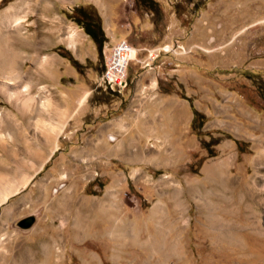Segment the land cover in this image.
Returning a JSON list of instances; mask_svg holds the SVG:
<instances>
[{"label":"rangeland","instance_id":"rangeland-1","mask_svg":"<svg viewBox=\"0 0 264 264\" xmlns=\"http://www.w3.org/2000/svg\"><path fill=\"white\" fill-rule=\"evenodd\" d=\"M12 4L23 27L0 44V197L27 185L0 203V264H264V0H1L0 15ZM121 39L136 48L129 72L154 65L147 77L181 98V144L139 137L140 102L120 115L145 85L102 81ZM14 45L19 98L5 91Z\"/></svg>","mask_w":264,"mask_h":264},{"label":"crops","instance_id":"crops-1","mask_svg":"<svg viewBox=\"0 0 264 264\" xmlns=\"http://www.w3.org/2000/svg\"><path fill=\"white\" fill-rule=\"evenodd\" d=\"M155 70L154 65L150 67L143 65L137 73H135V68H132V72H129L130 77L139 76V80L145 81V85L142 89L134 88L135 95L127 97L128 102L121 110L120 115L131 111L135 103L140 102L141 106L138 109H140L139 117L142 121L137 131L139 137L153 136L163 141V144H181V98L177 94L158 89V77L154 73L147 77V74H150L151 71L155 72ZM147 80H151V85H148ZM192 118L193 114L190 117V122ZM126 148L125 146L121 147V149Z\"/></svg>","mask_w":264,"mask_h":264},{"label":"bare ground","instance_id":"bare-ground-1","mask_svg":"<svg viewBox=\"0 0 264 264\" xmlns=\"http://www.w3.org/2000/svg\"><path fill=\"white\" fill-rule=\"evenodd\" d=\"M1 1V0H0ZM17 8H18V4H12L11 6H9L7 9H5L2 14L0 15V44L4 45V48L7 46V42H8V38L12 39L13 44L19 42L22 38V18L18 15L17 12ZM6 43V46H5ZM3 45H0V47ZM15 46V45H14ZM4 48H0V49H4ZM3 51V50H1ZM5 51V50H4ZM12 61L14 63V67L9 68L10 71H8V73L10 74L9 80L6 82V84H8L5 88L6 93L11 97L14 96L16 98H19V96L21 95V92L19 91L18 88H15L14 90H10V86L12 84H17V82L19 81L18 78L21 77V73L20 70H18L17 68V63L19 62V59L21 58V53L19 52V48L17 49V47L15 46V49L12 48ZM135 56V53H133V57ZM9 59L7 58L6 54H4L2 52V54H0V72L4 75H6L5 73L7 72L6 69H8L7 66L9 63ZM12 65V63H11ZM19 67V66H18ZM20 69V68H19ZM7 76V75H6ZM7 80V79H6ZM3 86V84H2ZM13 89V88H12ZM5 93V94H6ZM7 95V96H8ZM86 99V97H85ZM85 99L81 100V102H83ZM60 131V130H59ZM57 131V132H59ZM59 134V133H57ZM226 161H218V162H214V168L217 170L225 167ZM256 173L257 175H260L263 171H264V148L262 150H260V153L257 157L256 160ZM213 171V170H212ZM229 171V170H228ZM259 180V179H258ZM229 182L232 183V185L235 186L236 182L233 181L232 179L229 180ZM18 183H20L21 185H19ZM259 182L257 180L254 181L253 185H258ZM27 185V183L25 182H17L12 184V186L8 189H6L5 191H3L1 193V200L0 203L2 202H6L9 199V196L13 193H17L20 189L25 188V186ZM254 187V186H253ZM248 190H249V186H248ZM252 190V189H251ZM250 190V200L251 202L248 203V207L251 206L252 204L256 205V197L257 195H254L255 192ZM252 192V193H251ZM226 198H224V200L226 202H228V199L231 201V204H233L232 199L227 197L226 195H223ZM260 199L261 196H259ZM263 197V195H262ZM187 200V198L185 199ZM210 205V203H208ZM184 209L186 210V202L184 201ZM252 207V206H251ZM229 210V209H227ZM254 210H258V214L260 215V205L259 203L256 206V209L254 207ZM212 219V218H210ZM261 222V220H259ZM218 222V221H217ZM216 222V223H217ZM263 224H259V228H260V232L264 234V222H262ZM221 230H220V235L223 238H226L230 241H238L239 240V233L234 231V228L236 227L230 220H227L226 218L222 217L220 218V224H219Z\"/></svg>","mask_w":264,"mask_h":264},{"label":"built area","instance_id":"built-area-1","mask_svg":"<svg viewBox=\"0 0 264 264\" xmlns=\"http://www.w3.org/2000/svg\"><path fill=\"white\" fill-rule=\"evenodd\" d=\"M158 53L170 52L174 50V45L167 44L164 47L156 49ZM136 48L126 39L115 42L105 55V69L102 74V81L112 90L122 92L128 87L129 64L133 58Z\"/></svg>","mask_w":264,"mask_h":264},{"label":"trees","instance_id":"trees-1","mask_svg":"<svg viewBox=\"0 0 264 264\" xmlns=\"http://www.w3.org/2000/svg\"><path fill=\"white\" fill-rule=\"evenodd\" d=\"M92 24H88L87 26V30L88 32L95 38L97 39V35L96 33L94 32V30H92V27H91ZM100 48L102 49V44H103V38L100 39ZM201 117V114L200 112H198L197 110H195V116H194V119H193V122H192V125H193V128H197L199 127L200 125H202V122H200L199 124H197V120H199V118ZM203 121V120H202Z\"/></svg>","mask_w":264,"mask_h":264}]
</instances>
